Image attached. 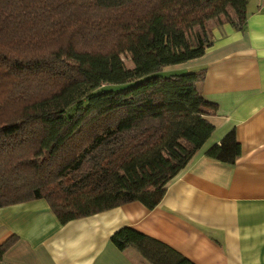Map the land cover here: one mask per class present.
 I'll use <instances>...</instances> for the list:
<instances>
[{"label":"trees","instance_id":"trees-1","mask_svg":"<svg viewBox=\"0 0 264 264\" xmlns=\"http://www.w3.org/2000/svg\"><path fill=\"white\" fill-rule=\"evenodd\" d=\"M246 3L0 0V208L42 200L59 225L130 202L154 208L216 113L202 69L157 73L200 57L214 27L242 30ZM239 153L231 130L206 155L230 165ZM109 241L148 264H192L129 228Z\"/></svg>","mask_w":264,"mask_h":264},{"label":"crops","instance_id":"crops-1","mask_svg":"<svg viewBox=\"0 0 264 264\" xmlns=\"http://www.w3.org/2000/svg\"><path fill=\"white\" fill-rule=\"evenodd\" d=\"M203 54L174 65L202 69V98L216 105L213 130L164 187L151 210L130 202L59 225L42 200L0 208V264H148L109 241L129 228L192 264H264V0H247L242 30L214 27ZM175 70V69H174ZM230 165L206 153L229 132Z\"/></svg>","mask_w":264,"mask_h":264},{"label":"rangeland","instance_id":"rangeland-1","mask_svg":"<svg viewBox=\"0 0 264 264\" xmlns=\"http://www.w3.org/2000/svg\"><path fill=\"white\" fill-rule=\"evenodd\" d=\"M122 59H123V61L125 62V64L128 67H131V62L127 58L123 57ZM177 70H178V68H174V66H168V67H165V68L161 69L157 74L162 76V77H166V76H169L171 74H180L181 72L177 71ZM132 85H133V83H131V84L130 83L129 84H119V85H109L108 88L112 89L114 91H119V90L128 88V87H130ZM101 89H104V87H102Z\"/></svg>","mask_w":264,"mask_h":264}]
</instances>
